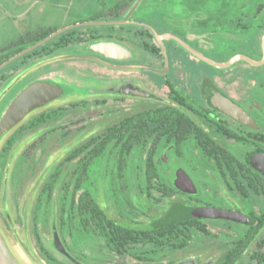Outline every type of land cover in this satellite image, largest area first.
Returning a JSON list of instances; mask_svg holds the SVG:
<instances>
[{"label": "flooded vegetation", "instance_id": "flooded-vegetation-1", "mask_svg": "<svg viewBox=\"0 0 264 264\" xmlns=\"http://www.w3.org/2000/svg\"><path fill=\"white\" fill-rule=\"evenodd\" d=\"M135 2L119 1L107 9L105 13L112 16V21L91 19L21 33L11 43L13 52L0 54V58L8 57L5 62L32 47L0 68L6 72L0 92L16 79L0 96L1 103L9 94L7 102L1 104L0 120L30 84L47 80L61 88L59 94L28 111L0 138L32 112L56 101H70L68 106L33 115L10 134L4 148L13 134L17 136L12 145L25 132L42 125H47L50 132L56 119L73 111L123 106V115L111 112L119 116L117 121L71 148L48 175L41 188L45 186V192L40 190L37 196L33 227L50 211L52 245L57 236L62 249L54 248L64 261L56 262L39 233L34 232L37 249L49 264H264V62L255 65L240 59L225 67L212 65L174 38L164 37L172 34L211 57L209 48L192 38L185 23L174 16L176 0H144L139 9L127 13ZM233 4L239 12L229 19L228 27L250 36L238 52L259 60L263 56L264 3H253L250 12L242 10L243 1ZM101 43L119 48L103 52L98 47ZM70 45L81 47L83 52L61 51ZM204 64L222 71L210 75L199 69ZM216 93L236 104L243 114L235 119L216 107L212 103ZM140 102L146 104L136 106ZM130 103L133 110L127 109ZM39 151L41 154L42 149ZM98 151L100 155L93 156ZM192 153H201L210 162L214 178L224 185L226 200L221 207L236 212L240 219L190 214L188 208L196 205L192 202L196 191H183L176 182L187 176L195 184ZM76 158L71 187L68 184L71 192L64 195L67 202L59 207V236L57 202L62 195L56 197L54 190L64 171L62 165H71ZM107 158L114 173L104 168L100 175L94 168ZM106 172L110 189L104 182ZM89 182H94L97 189L86 186ZM135 192L154 203L161 202L160 206L163 203L161 214L151 216V207L140 208L130 196ZM39 199H44L41 212L37 209ZM176 204L187 211L178 219L172 212ZM34 214L39 216L35 218ZM214 245L218 253L205 257ZM195 247H203L202 252L174 257Z\"/></svg>", "mask_w": 264, "mask_h": 264}, {"label": "rangeland", "instance_id": "rangeland-1", "mask_svg": "<svg viewBox=\"0 0 264 264\" xmlns=\"http://www.w3.org/2000/svg\"><path fill=\"white\" fill-rule=\"evenodd\" d=\"M119 1L124 0H0V54L3 56L10 55L14 50L11 43L21 33L29 34L42 29L62 28L91 19L105 22L107 18L112 21V16L106 14L105 11ZM176 1L178 2L177 12H175L174 16H177L178 20L185 23V30L192 33V38L209 48L207 50L211 55L209 57L215 61H224L226 58L239 54L238 48L243 46L245 39H250V36H246L245 33L234 32L231 27H228L230 25L229 19L236 17V13L239 12L237 5L233 3L243 1L245 4L242 6V10L248 12L252 10L253 3H264V0ZM143 2L144 0H136L127 13H131L134 8L139 9ZM224 2H229L230 5L226 6ZM29 43L31 41L27 42V44ZM61 51L66 54H78L83 52V49L70 45L61 49ZM199 69L210 75H219L222 71L219 68H212L205 64ZM30 77H33V74ZM18 86L13 89V93L17 91ZM7 99H9V94L3 100L4 102L0 103V110L3 108L2 105L7 102ZM68 102L70 101H56L32 112L23 119L20 125L38 112L58 106H68L66 105ZM143 104L146 103L140 102L136 106H143ZM112 107V105L92 106L85 110L73 111L67 116L56 119L53 123L55 126L54 130L48 132V126L42 125L38 129L25 132L7 149L4 148V142L12 132H15L21 126L17 125L11 128L0 138V172H2L0 173V228L11 248L24 264H34L31 255L36 257L42 264H49L37 249L34 232L39 233L43 243L55 256L56 262L64 261L63 256L52 245L50 211L39 219L35 229L33 227V209L36 207L37 196L42 190L44 182L48 179V175L58 163L60 164V161L72 147L85 141L90 135L101 131L105 126L117 121V118L124 114L121 110L123 106L116 105L115 110H110ZM128 107L127 109L132 108L133 110L134 105L130 103ZM111 112H117L120 115L112 116ZM40 149H42L41 154ZM138 155L136 153V156ZM76 161L77 158L72 161L71 165H62V170L64 171L59 176L60 181L57 184V189L54 190L56 197L62 195L60 201L57 202L58 215L56 223L58 228L56 231L59 236L61 235L59 207L62 208L67 202L64 199V195L71 192L72 182H69V180L74 177V170L77 167L75 166L77 164ZM190 161L196 187V193L192 200L196 205L192 206V208L189 207L190 209L188 208L190 214L194 215L193 211L200 207L224 209L221 207L223 206V201L226 200L224 185L220 180L214 178L212 173L215 170L210 162L201 153H192ZM98 165L100 167L94 169L100 175H102L104 168L113 172L109 158L102 160ZM91 171L93 173L92 168ZM90 172L88 171L87 173ZM104 182L107 189H110L108 173L104 175ZM86 186L94 190L97 189V185L94 182H89V185L87 184ZM106 196L108 197V191ZM130 196L134 202L138 201L137 204L140 208L143 206L146 208L151 207V211L148 213L151 216L161 214V211H163V203L160 206L161 202L154 203L145 199L144 195L138 196L136 192L132 195L130 194ZM42 204L39 207L40 212ZM208 204L209 206H207ZM177 205H174L172 209L176 219L183 217L185 215L184 212H187L181 211ZM34 216L36 218L39 215L34 214ZM141 216L142 221H145V216ZM214 246L210 247V251L205 252V257L218 253V246ZM201 250H203V247H195L184 252H178L174 254V257L196 255L201 253Z\"/></svg>", "mask_w": 264, "mask_h": 264}, {"label": "water", "instance_id": "water-1", "mask_svg": "<svg viewBox=\"0 0 264 264\" xmlns=\"http://www.w3.org/2000/svg\"><path fill=\"white\" fill-rule=\"evenodd\" d=\"M157 38L159 39L160 36L156 34ZM164 37H171L177 40L181 45H183L186 49L194 53L199 58L205 60L206 62L218 66V67H225L231 65L233 62H236L240 59H245L249 61L252 64L259 65L264 62V35L262 36V48H263V56L259 60H255L251 57H248L243 54H235L231 58H229L227 61H215L211 59L210 57H207L203 55L202 53L198 52L197 50L193 49L191 46H189L186 42L181 40L180 38L172 35L167 34ZM44 41V40H43ZM42 41V42H43ZM41 43V42H39ZM98 47H100V50L104 51H110L112 49H118L119 47L112 43H101ZM97 47V48H98ZM30 48H27L26 50H23L22 52L18 53L14 57L8 59L7 61L0 64V68L3 67L6 63L14 59L15 57L19 56L20 54L28 51ZM55 59V58H52ZM52 59L43 61L47 62ZM42 62V63H43ZM21 75V74H20ZM18 76V78L20 77ZM16 79L12 80L1 92L0 96H2L7 89L13 85V82H15ZM61 92V88L57 85H54L47 80H39L32 84H30L28 87H26L9 105L6 112L4 113L3 117L0 120V135L5 132L7 129L12 127L14 124H16L18 121H20L24 115L30 111L31 109L41 106L46 101L50 100L51 98L55 97L57 94ZM212 103L220 108L223 112L228 114L229 116L233 118H238L241 114H243V111L232 101H230L228 98L216 93L212 96ZM185 180H179V182H176V187L179 189L186 191V192H195L196 187L192 183V181L187 177L184 176ZM193 216L196 217H215V218H232V219H240V215L236 212H232L225 209H218V208H210V207H200L196 208L193 211ZM56 243L54 244L59 250L62 248L60 245H58L59 241L57 236L55 237ZM32 260L34 261V264H42L36 257L31 255ZM195 264L193 261H189L186 264ZM0 264H24L22 260L17 256V254L14 252V250L11 248L9 242L7 241L3 231L0 228ZM183 264V263H180ZM185 264V263H184Z\"/></svg>", "mask_w": 264, "mask_h": 264}, {"label": "trees", "instance_id": "trees-1", "mask_svg": "<svg viewBox=\"0 0 264 264\" xmlns=\"http://www.w3.org/2000/svg\"><path fill=\"white\" fill-rule=\"evenodd\" d=\"M8 57H2V58H0V63L1 62H3V60H5V59H7ZM17 61V60H16ZM14 63V62H13ZM12 63V64H13ZM5 70V69H4ZM4 70L3 69H1L0 70V76H2V79H1V84H0V88L2 87V85L4 84V78H5V76H6V72H4ZM21 128V127H20ZM17 135L16 134H13V136H11V138L7 141V143H6V146H5V149H7V148H9L11 145H12V143H13V141L15 140V137H16ZM101 145H102V142H101ZM4 152H5V150H4ZM98 155H100V152L98 151V152H94L93 153V156H98ZM71 156L73 157V156H75V153H73V154H71ZM3 158V157H2ZM2 164V163H1ZM45 186H44V189H42V192L44 193L45 192ZM42 200H40L39 199V201H38V204H37V209H39V207H40V205L42 204ZM41 203V204H40ZM97 205V204H96ZM98 207V206H97ZM99 208V207H98ZM167 231H169V233H170V230H167ZM162 235H166V232L165 231H163V233H162Z\"/></svg>", "mask_w": 264, "mask_h": 264}]
</instances>
